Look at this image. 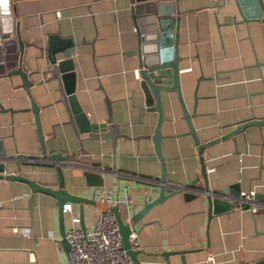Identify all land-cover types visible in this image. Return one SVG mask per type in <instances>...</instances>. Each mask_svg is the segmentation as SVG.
I'll list each match as a JSON object with an SVG mask.
<instances>
[{
	"label": "crops",
	"instance_id": "crops-1",
	"mask_svg": "<svg viewBox=\"0 0 264 264\" xmlns=\"http://www.w3.org/2000/svg\"><path fill=\"white\" fill-rule=\"evenodd\" d=\"M158 1L172 3L169 8L180 17L181 92L187 110L195 112L192 123L201 142L227 133L234 121L251 115L264 118L262 23H244L233 0ZM10 4L12 16L6 27L19 26L27 41L43 44L47 33L59 29L82 42L74 54L78 101L91 120L103 121L105 91L112 101L113 121L129 136L118 139L115 152L107 138L85 139L81 149L71 126L63 124L62 104L51 105L57 94H44L53 84L33 86L31 93L42 106L47 152L69 155V161L62 162L66 188L99 201L98 193L109 189L120 200L128 195L127 203H122L125 213L139 211L159 193L161 161L151 137H141L154 133L157 113L139 117L138 59L126 54L137 42L130 0H10ZM27 50L25 67L33 71L38 50L33 46ZM41 78L34 74L30 79ZM21 85L18 76L0 75V157L6 159V173L56 187V163L41 157L34 115L27 110L30 100ZM164 110L161 151L167 178L187 185L200 174L199 155L176 94L172 107ZM234 139L204 148L209 187L232 188L239 194L255 189L264 195V125L250 126ZM85 168L92 173L89 181ZM203 182L200 178L191 192L198 193ZM256 199L264 203L263 198ZM203 200L202 195L179 191L136 223L141 228L135 232V248L143 264H165L164 251L181 249H195L184 255L185 264H253L264 257V209L255 213L247 207L233 209L212 218L207 227ZM74 207L79 215V207ZM82 212L85 229H92L101 211L84 204ZM60 239L56 199L33 192L25 182L0 179V264H68L69 251L57 243ZM168 259L182 264L180 255Z\"/></svg>",
	"mask_w": 264,
	"mask_h": 264
},
{
	"label": "water",
	"instance_id": "water-1",
	"mask_svg": "<svg viewBox=\"0 0 264 264\" xmlns=\"http://www.w3.org/2000/svg\"><path fill=\"white\" fill-rule=\"evenodd\" d=\"M236 9L244 23L256 22L262 23L264 33V4L262 0H233ZM130 14L133 25L137 33L136 47L127 55H136L138 67L136 76L139 80L137 93L139 104V117L145 113H157L155 130L152 135H141V137H151L155 152L161 161V175L159 183V193L156 198L146 201L143 207L130 213L129 210L123 211L122 204L109 205L106 202L97 200L95 197H84L70 192L66 188L62 162L69 161V155L55 152L48 153L45 147L44 135L40 121L39 105L32 93L33 86L50 84L52 87L44 90V94L56 93L57 98L51 103L62 104L66 114V120L63 124H69L77 137L82 148L83 140L109 139L113 152L116 151V144L119 138H128L129 136L119 131V124L113 121L112 101L104 91V105L106 117L103 121H93L90 119L76 95V70L74 64V54L77 46L82 42L76 43L72 35H64L59 29L46 34V40L43 44H36L24 39L19 26L7 28L6 21L12 16L10 0H0V75L5 77L18 76L21 80V86L26 91L30 100V110L35 119L36 131L41 144V157L47 161L56 163L57 185L56 187L43 185L35 180L25 177L19 173H6V159L0 157V179L18 180L27 183L33 192H40L54 197L57 201L59 232L61 235L60 243L65 250L70 249V245L65 238L66 223L63 213V205L72 203L79 207L80 226L85 229L83 224L82 207L84 204H91L100 211L109 210L113 213L117 222L122 247L135 264H143L139 259V252L135 248L136 237L131 238L132 232H139L136 223L143 218L152 208L163 202L167 197L172 196L179 191L184 195H202L207 214V227L210 220L215 216L229 213L234 209V204L227 198L228 194L238 197L239 191L230 189H211L208 185L206 166L203 158V150L216 142L232 138L245 131L250 126L261 127L264 125V118H256L251 115L248 119L234 121L229 126H233L227 133L201 142L192 123V117L195 112L190 113L184 103L179 68V24L180 17L174 14L172 3L158 0H130ZM5 14V16H4ZM33 46L38 50L33 58L36 68L31 71L25 67V61L28 56V47ZM40 74L42 76L38 81L30 79L32 75ZM172 94H176L177 99L183 111V118L188 125V134L196 146L200 160V174L193 181L185 184L170 183L167 178V170L164 156L161 151V140L164 135L161 133L162 123L167 120L164 116L165 107H172ZM0 108L2 105L0 104ZM81 134H87L82 137ZM137 139V137H135ZM84 175L89 181L92 177L91 170L85 168ZM200 178L204 180L203 188L198 193H193L192 187L198 184ZM177 184L180 188L170 186ZM97 185H101L97 183ZM256 197L264 199V195L256 193ZM146 223H143L144 226ZM195 249H181L164 251L162 255L165 264H171L168 257L170 255H180L182 264H185L184 255ZM244 264V263H240ZM253 264H264V257L258 259Z\"/></svg>",
	"mask_w": 264,
	"mask_h": 264
},
{
	"label": "built area",
	"instance_id": "built-area-1",
	"mask_svg": "<svg viewBox=\"0 0 264 264\" xmlns=\"http://www.w3.org/2000/svg\"><path fill=\"white\" fill-rule=\"evenodd\" d=\"M262 2L264 4V0ZM56 13L59 15L58 11ZM170 186L181 187L177 184ZM255 195V189H249L238 197L227 198L234 204V209L243 210L247 207L255 213L264 209V203L258 202ZM98 196L102 202L109 205L127 203L129 199L128 195L122 200L115 198L109 189L101 191ZM63 213L67 224L65 238L70 245L68 264H135L122 247L117 222L109 210L98 214L90 230L81 228L79 215L72 203L63 205ZM23 233L27 235L26 230ZM130 237L135 238V232H132ZM57 243L61 244L60 240H57ZM209 259L213 260V257L210 256Z\"/></svg>",
	"mask_w": 264,
	"mask_h": 264
}]
</instances>
